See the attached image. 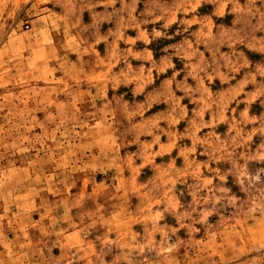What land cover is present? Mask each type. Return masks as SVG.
<instances>
[{
    "label": "clouds",
    "instance_id": "obj_1",
    "mask_svg": "<svg viewBox=\"0 0 264 264\" xmlns=\"http://www.w3.org/2000/svg\"><path fill=\"white\" fill-rule=\"evenodd\" d=\"M0 264H264V0H0Z\"/></svg>",
    "mask_w": 264,
    "mask_h": 264
}]
</instances>
